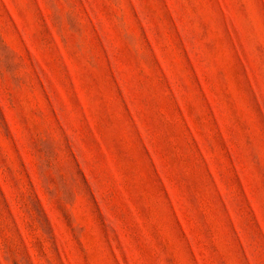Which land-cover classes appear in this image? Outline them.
Returning <instances> with one entry per match:
<instances>
[{
	"label": "rangeland",
	"instance_id": "rangeland-1",
	"mask_svg": "<svg viewBox=\"0 0 264 264\" xmlns=\"http://www.w3.org/2000/svg\"><path fill=\"white\" fill-rule=\"evenodd\" d=\"M0 264H264V0H0Z\"/></svg>",
	"mask_w": 264,
	"mask_h": 264
}]
</instances>
